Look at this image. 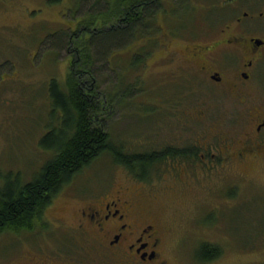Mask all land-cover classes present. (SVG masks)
Wrapping results in <instances>:
<instances>
[{
	"label": "rangeland",
	"instance_id": "obj_1",
	"mask_svg": "<svg viewBox=\"0 0 264 264\" xmlns=\"http://www.w3.org/2000/svg\"><path fill=\"white\" fill-rule=\"evenodd\" d=\"M91 1L85 0V3ZM173 1L175 6L172 7L177 8V12H184L186 18H189L188 10L195 12L196 34L192 40L172 33V22L162 15L158 35L163 46L154 49L144 60L141 74L139 70L136 75L133 68L129 70L132 63L119 50L109 55L112 56L108 63L96 65L101 92L109 94L117 89L118 95L126 94L125 100L133 99L131 103H117L105 121L106 126L114 144L123 142L138 152L161 147L166 140L170 141V136L176 139L184 134L180 141L182 145H192L196 138L200 139V165L170 176L172 179L165 174L156 181L155 177L147 182L151 184L148 188L152 187L153 194L162 188L149 205L162 214L169 228L170 242H178L171 253L175 264H264V163L231 165L221 164L218 158L209 159L217 153L216 146L224 137L239 138L242 133L238 100L226 94L222 87H208L202 82L197 85L190 81L191 78L188 81L182 78L184 88L188 87L185 98H190L180 105L183 112L187 109L188 117L183 119L179 113L175 115L179 108L163 110V105L157 103L159 100L146 94L157 89L155 92L159 96L170 89L171 79L167 75L179 72L181 59L177 56L182 57L193 47L223 40L225 36L223 38L220 32L225 20L245 7L249 9L252 0H238L236 8L223 3L225 0ZM72 2L0 0V174L12 169L22 170L24 179L29 181L49 158V153L40 146L45 127L40 123L48 115L46 87L52 78L64 81L67 77L71 55L67 54L69 36L65 29L79 22L90 7L84 4L77 8L79 17ZM186 23L193 24V21L190 19ZM91 37L104 44L109 41L103 33ZM91 37L86 32L84 40ZM142 44L145 47L138 46L137 49H151L147 43ZM223 49L219 55L209 54L207 61L212 65H218V61L221 64L225 54L230 55L229 51L225 53V47ZM183 66L184 74H187L185 61ZM138 76L142 83L139 81V90H132L130 87L137 83ZM164 105L170 104L165 102ZM199 108L206 113L202 121L196 116ZM151 135L155 137L151 138ZM127 178L135 177L107 154L102 155L63 189L66 196L58 200V208L81 191L93 189L94 185ZM167 184L174 189L163 193ZM70 207L69 204V215H72ZM41 237L39 233L27 232L1 235L0 264H5L6 255H14L23 243L35 246ZM204 241L218 242L225 252L216 260L204 261L201 252Z\"/></svg>",
	"mask_w": 264,
	"mask_h": 264
},
{
	"label": "trees",
	"instance_id": "obj_2",
	"mask_svg": "<svg viewBox=\"0 0 264 264\" xmlns=\"http://www.w3.org/2000/svg\"><path fill=\"white\" fill-rule=\"evenodd\" d=\"M172 2L174 1L92 0L85 3V0H73L77 16L80 15L77 8L84 4L90 7L86 14L79 16L82 18L79 22L65 29L69 36L66 43L67 54L71 55L67 77L64 81L52 78L46 87L49 104L45 101V108L48 115L40 123L45 124L40 146L44 152L49 153V158L29 181L24 179L22 170L12 169L0 174V236L8 232L19 234L32 230L41 222L43 212L51 200L102 155L107 154L133 177L144 181L167 174L170 161H187L192 156L195 146L197 147L195 143L183 144L182 149L177 148L184 135L176 139H171L170 136V141L166 140L167 143L163 146L139 152L133 151L131 146L129 148L123 142L114 144L105 121L111 116L117 103H131L133 99L125 100L126 94L118 95L117 89L109 94L103 93L97 82L99 71L96 65L108 63L112 56L109 55L118 50L132 63L129 70L133 68L135 75L138 70L142 73L140 70L144 60L154 49L163 46L158 35L162 15L172 22V33L189 41L194 38L197 21L195 12L188 10L189 18H186L184 12H177V8L172 7L175 6ZM190 19L193 24L186 23ZM86 32L91 34L90 37L103 33L109 41L104 44L94 41L95 37L86 41ZM142 43H147L151 49H137L138 46L145 47ZM187 52L188 50L185 54ZM139 81L141 82L138 76L137 83H133L130 88L139 90L137 86L142 83ZM169 83L171 87L167 91L162 89L163 95L158 96L155 92L157 89L152 90L154 93L146 94L159 100L157 103L163 105V110L179 108L176 112L184 119L188 117L187 109L183 112L181 108L190 99H186L184 95L188 87L184 88L181 78L169 80ZM182 97L184 100L180 101L179 98ZM165 102L170 105H164ZM153 137L155 136L151 135ZM180 170L176 176L180 174ZM203 246L201 252L204 261L216 260L225 252L220 244Z\"/></svg>",
	"mask_w": 264,
	"mask_h": 264
},
{
	"label": "flooded vegetation",
	"instance_id": "obj_3",
	"mask_svg": "<svg viewBox=\"0 0 264 264\" xmlns=\"http://www.w3.org/2000/svg\"><path fill=\"white\" fill-rule=\"evenodd\" d=\"M223 3L238 7V0H225ZM220 33L223 38L225 36L223 40L193 47L182 57L177 56L181 59L180 70L167 76L171 81L174 78L185 81L191 78L190 81L197 85H202V82L208 87L219 86L236 98L241 109L242 133L239 138L224 137L216 146L217 153L209 159L218 158L221 164L259 165L264 163V0H252L249 9L245 7L227 18ZM223 47L225 53L229 51L230 54H225V61L221 64L218 61V65L207 61L209 54L219 55ZM184 61L188 67L187 74H184ZM179 99L183 101L184 97ZM196 116L203 120L206 113L199 108ZM200 142L199 138L195 139L197 147L187 161L168 163L169 178L178 173V168L180 173H184L189 165H200ZM183 147L179 142L177 148ZM147 182L127 178L97 184L58 208V200L66 196L62 190L44 210L41 222L32 230L19 233H39L41 241L35 246L23 243L14 255H6L4 263L175 264L171 253L178 242H170L169 228L162 214L149 205L162 188L153 194L152 187L148 188L151 184ZM167 185L163 193L174 189ZM69 204L72 205V215H69ZM204 244L213 246L218 242L204 241Z\"/></svg>",
	"mask_w": 264,
	"mask_h": 264
},
{
	"label": "bare ground",
	"instance_id": "obj_4",
	"mask_svg": "<svg viewBox=\"0 0 264 264\" xmlns=\"http://www.w3.org/2000/svg\"><path fill=\"white\" fill-rule=\"evenodd\" d=\"M75 31V30H74ZM91 35V34H90ZM98 130V129H97Z\"/></svg>",
	"mask_w": 264,
	"mask_h": 264
}]
</instances>
